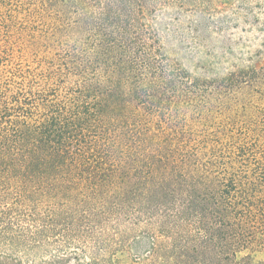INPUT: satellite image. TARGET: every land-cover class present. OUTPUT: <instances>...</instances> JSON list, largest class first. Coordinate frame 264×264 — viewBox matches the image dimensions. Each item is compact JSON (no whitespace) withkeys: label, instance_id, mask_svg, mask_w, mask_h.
Instances as JSON below:
<instances>
[{"label":"trees","instance_id":"16d2710c","mask_svg":"<svg viewBox=\"0 0 264 264\" xmlns=\"http://www.w3.org/2000/svg\"><path fill=\"white\" fill-rule=\"evenodd\" d=\"M204 3L127 0L116 27L93 28L52 70L0 59V264H264L247 251L264 247V143L182 119L249 71L192 73L144 12L197 14L205 45L234 20L226 10L248 9ZM222 34L217 51L232 54Z\"/></svg>","mask_w":264,"mask_h":264},{"label":"rangeland","instance_id":"374dc122","mask_svg":"<svg viewBox=\"0 0 264 264\" xmlns=\"http://www.w3.org/2000/svg\"><path fill=\"white\" fill-rule=\"evenodd\" d=\"M126 1L0 0V59H5L2 64L0 61L1 69L52 70L74 48L92 45L99 38L93 28L105 32V28L116 27L118 20L127 15ZM237 1L207 0L204 4L224 10L232 8ZM245 2L248 9H243L241 14L226 10L234 18L223 29L233 40L232 54L217 51V46L224 45V34L215 33L214 27H209L212 31L205 39L207 44L199 45L194 26L197 14L156 13L148 11L147 6L144 12L156 16L165 46L178 53L192 73H205L213 78L233 70V65L243 72L249 71L228 88H213L203 99L197 97L196 102L187 104L183 121L198 134H207L214 140L226 143L232 136L239 140L241 132H248L249 139L257 138L261 145L264 143V58L258 59L256 54L264 51V0ZM106 22L111 26H106ZM208 50L215 52V56L208 55ZM247 251L256 260H264V247ZM119 264L152 263L147 260L136 263L125 258Z\"/></svg>","mask_w":264,"mask_h":264}]
</instances>
